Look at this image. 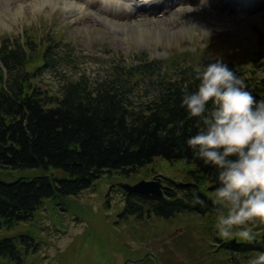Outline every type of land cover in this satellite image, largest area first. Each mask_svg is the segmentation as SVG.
<instances>
[{"label": "trees", "instance_id": "obj_1", "mask_svg": "<svg viewBox=\"0 0 264 264\" xmlns=\"http://www.w3.org/2000/svg\"><path fill=\"white\" fill-rule=\"evenodd\" d=\"M61 40L50 34L42 43L31 30L24 39L2 40L0 167L41 170L33 177L0 178V232L34 218L47 200L64 204L106 174L130 176L161 157L185 163V179L159 175L165 185L161 197L124 191L119 216L169 221L185 214L207 219L206 225L189 228L191 234L211 229L210 241L219 243L213 252L218 264H249L264 253V240L257 234L252 243L225 241L217 235L218 213L210 198L218 187L216 169L205 166L187 147L198 128L196 118H187L182 99L197 90L195 70L213 62L139 54L130 64L122 54H112L108 69L92 75L78 70L81 55L70 43L60 46ZM224 63L244 79L257 100L264 97V62L251 59L245 65L248 70L232 60ZM48 69L58 74L59 93L42 85L40 79ZM51 168L62 169L66 175L57 176L49 172ZM193 192L203 204H192ZM191 239L195 243L189 245L202 251L207 246V238ZM35 248L30 233L0 235V258L14 264H22L25 254ZM206 256L198 264H204Z\"/></svg>", "mask_w": 264, "mask_h": 264}, {"label": "rangeland", "instance_id": "obj_2", "mask_svg": "<svg viewBox=\"0 0 264 264\" xmlns=\"http://www.w3.org/2000/svg\"><path fill=\"white\" fill-rule=\"evenodd\" d=\"M6 1L4 9H10L4 11L12 17L7 19L8 15L2 12L0 47L5 37L24 39L29 30L42 43L52 34L62 39L60 46L71 44L76 54L81 55L78 70L92 75L108 69L112 54H123L125 63L130 64L136 59L133 56L139 54L160 59L178 56L181 62L232 60L247 70L249 66L245 65L251 59L264 62V0H253V8L248 10L249 18L259 16V19L251 25L239 23L234 31L227 26L233 28L235 24L224 23L220 17L237 15L239 0L225 6L220 0L207 3L206 0H177L165 11L154 10V5L158 1L168 4L169 0H95L90 9H85V0H19L17 6L10 5L13 0ZM213 2L219 5L216 16L198 10L202 4L211 10ZM73 3L83 5L82 11ZM102 6L118 10L120 16H110L112 20L102 18L106 17L100 12ZM170 18L174 23L166 27V20ZM40 80L53 92H60L54 70L43 72ZM185 169L183 162L156 157L130 176L118 172L106 174L92 188L66 198L64 204L47 200L34 218L12 229H3L0 235L30 233L35 237L36 248L25 254L22 264H136L140 261L141 264H198L203 255H207L204 264H210L208 257L218 264L213 252L219 243L210 241L211 229L191 234L189 228V225H206L207 219L185 214L169 221L158 217L119 216L124 204L122 184L155 179L159 175L184 180ZM40 170L0 167V178L33 177ZM49 172L66 175L62 169L51 168ZM253 230L258 237H264V225H255ZM181 233L185 236L175 244ZM191 237L207 238L203 251L197 245H189L195 243ZM0 264L14 263L0 258Z\"/></svg>", "mask_w": 264, "mask_h": 264}, {"label": "clouds", "instance_id": "obj_3", "mask_svg": "<svg viewBox=\"0 0 264 264\" xmlns=\"http://www.w3.org/2000/svg\"><path fill=\"white\" fill-rule=\"evenodd\" d=\"M195 79L197 90L181 103L187 118L197 119L198 132L186 143L195 158L216 169L218 187L210 198L217 235L252 243L253 226L264 225V97L257 100L220 59L197 68ZM192 204H203L196 192ZM249 264H264V253Z\"/></svg>", "mask_w": 264, "mask_h": 264}, {"label": "bare ground", "instance_id": "obj_4", "mask_svg": "<svg viewBox=\"0 0 264 264\" xmlns=\"http://www.w3.org/2000/svg\"><path fill=\"white\" fill-rule=\"evenodd\" d=\"M17 1H19V0H13L10 3V5H12V6L13 5H16L17 6L18 5V4H16ZM94 1L95 0H92V1L85 0V3H86L85 4V9H90V7L95 4ZM151 1H153V0H151ZM169 1L170 2L168 4L166 2H164V3H161L159 1L156 2L155 5H154V10L160 9V11H165V9L168 7V5L170 3L173 4V3H176L177 2V0H169ZM207 1H210V0H206L205 3H207ZM233 2H234V0H220L219 1V3L220 4L223 3L224 6L227 5V4H233ZM5 3H7L6 0H0V21L3 20L2 12H5L4 10H9L10 9V8L4 9L5 6H6ZM239 3H240L241 6H240L239 9H237L238 10L237 15H224V16L221 15V17H220V20H224L223 21L224 23H232V24H235V26L233 28L230 25L227 26V28H231L232 31H234V28L235 27L240 26V25H238L239 23L247 22L249 25H251L257 19H259V16H250V18L248 17V15L250 14V12L248 10L252 9L253 8V5L255 3V2L253 3V0H239ZM73 4L76 5L74 7L78 8L77 9L78 11H82L83 5H80V4H77V3H73ZM218 6L219 5H216L215 2H213V4L211 5V10H209L210 11L209 12L205 8V4H202V8L201 7H198V10H200V12H201V10L203 9L202 12L205 13L206 15L209 14V13H211V14H213V15L216 16V13H219V10L216 9V7H218ZM23 7H27V5L23 4ZM187 9H189V8H187ZM253 11H256V9H254ZM100 12L106 16V17H102V18H110V16H113V17L114 16H120V12L118 10H115L113 8H109V7H106V6H104V7L102 6L100 8ZM241 14L244 15V16H246V17H242ZM11 17H12L11 15H8L7 19H10ZM165 19H167V18L165 17ZM110 20H112V18H110ZM166 22H167L166 23V27H167L168 25H171L172 23H174V20H171V18H170V19L166 20ZM242 25H246V24H242Z\"/></svg>", "mask_w": 264, "mask_h": 264}, {"label": "water", "instance_id": "obj_5", "mask_svg": "<svg viewBox=\"0 0 264 264\" xmlns=\"http://www.w3.org/2000/svg\"><path fill=\"white\" fill-rule=\"evenodd\" d=\"M124 190L142 195L163 196V183L160 178L153 180H141L133 185L124 183L122 184ZM66 264V263H63Z\"/></svg>", "mask_w": 264, "mask_h": 264}]
</instances>
